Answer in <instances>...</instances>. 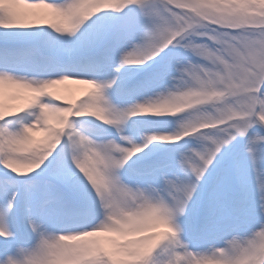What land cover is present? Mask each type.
I'll return each instance as SVG.
<instances>
[{
    "label": "snow or ice",
    "instance_id": "6c2138e0",
    "mask_svg": "<svg viewBox=\"0 0 264 264\" xmlns=\"http://www.w3.org/2000/svg\"><path fill=\"white\" fill-rule=\"evenodd\" d=\"M0 264H264V0H0Z\"/></svg>",
    "mask_w": 264,
    "mask_h": 264
}]
</instances>
